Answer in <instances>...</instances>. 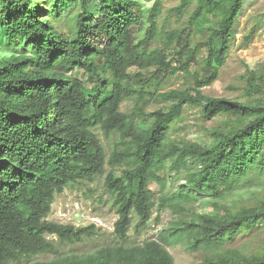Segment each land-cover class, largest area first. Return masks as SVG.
Returning <instances> with one entry per match:
<instances>
[{"label": "trees", "instance_id": "obj_1", "mask_svg": "<svg viewBox=\"0 0 264 264\" xmlns=\"http://www.w3.org/2000/svg\"><path fill=\"white\" fill-rule=\"evenodd\" d=\"M193 1L181 0L174 12L184 16ZM244 2L196 0L188 24L199 43L192 47L184 31L159 30L162 0L146 21L134 0H0V38L28 48L0 59V264L42 255L53 260L33 264H175L169 248L177 246L207 254L204 264H264V256L242 261L222 253L239 234L264 226L262 209L179 219L151 240L129 242L131 228L146 229L155 211L158 221L166 211L181 216L199 197L222 200L243 182L264 180V108L203 94L228 60ZM73 13L66 37L57 25ZM160 39L165 48L152 50ZM173 47L180 71L199 70L192 89L161 93V80L176 72L169 62ZM133 69L142 73L134 76ZM249 77L256 84V73ZM133 99L135 108L123 114L122 105ZM153 102L167 106L147 113ZM187 107H200L206 119L243 112L255 119L235 133L216 131L210 147L172 143ZM96 130L107 140L117 135L110 157ZM169 164L176 174L188 170L175 192L159 175ZM107 168L105 188L119 217L116 242L88 254H64L62 247L93 240L99 230L50 222L55 198L73 185L95 182Z\"/></svg>", "mask_w": 264, "mask_h": 264}, {"label": "rangeland", "instance_id": "obj_2", "mask_svg": "<svg viewBox=\"0 0 264 264\" xmlns=\"http://www.w3.org/2000/svg\"><path fill=\"white\" fill-rule=\"evenodd\" d=\"M134 1L138 4L137 12L146 21L156 0ZM180 3L181 0H162L163 9L158 20L159 30L164 34L184 31V42H189L192 47H195L199 43V37H196L193 33L188 22L196 9V0L193 1L191 8L182 17L174 12V9ZM92 4H98V0H92ZM74 14L68 17L64 16L62 22L57 25L58 30L66 37H69V26L75 20ZM41 15L47 16L44 13ZM145 26H147V22H145ZM253 31H255L254 37L248 42L246 39ZM234 34L235 37L230 47L229 57L220 71L219 79L212 86L203 89V94L213 99H224L246 106L264 108V0H245L244 8L234 27ZM137 37L143 39V32H140ZM165 42L164 39H160L151 45V49H164ZM27 49V46L8 45L4 39L0 38V59L15 54H24ZM169 55L170 65L176 69V72L167 74L161 80V93L192 89L194 86V73L199 70L198 65L193 66L189 74L183 73L179 70L180 65L177 63V58L180 56L176 55L175 48L170 50ZM204 57L205 51L202 52L199 61H202ZM140 72L136 69L131 71L134 76ZM251 72L257 75L256 84L249 77ZM77 76L83 79V75L77 73ZM250 84L257 85L258 88L256 89L258 91L253 90ZM135 104V99L126 101L121 107V112L130 114L135 108ZM166 106V104L153 102L147 108V113L155 112ZM254 119L255 116L250 112L220 115L206 119L200 107H187L181 122L174 128L172 143L179 145L197 144L201 147H210L214 143L212 134L216 131L235 133L245 128ZM95 133L102 141L106 153L110 157L115 144L119 140L117 135L107 140L99 130H96ZM170 166L171 164L162 169L159 175L161 178L168 177L169 191L175 192L180 185L185 184L188 170H182L179 174H176L170 170ZM189 168L192 170L193 165L190 164ZM109 171V168H107L106 173L98 177L95 182H83L73 185L66 189L62 195L56 196L52 212L48 218L50 222L74 226L75 228L88 227L95 223L96 228L99 230L98 237L93 240H87L84 244L76 246L62 247L64 254H88L116 242L114 231L119 217L105 188V180ZM151 189L158 194L160 186L153 183ZM243 209H262L264 211V180L243 182L232 194L227 195L222 200L199 197L195 203L188 207V213L181 216L166 211L161 214L158 221L159 213L155 211L146 229L136 233L134 226L131 228L129 242L141 244L151 240L157 236L159 231L179 219L188 221L193 219L194 216L202 215L224 217L227 213H239ZM78 215L80 216L78 217ZM169 252L174 258L175 264H204L207 257V254L203 252H190L184 246L169 248ZM222 253L237 256L242 261H254L257 258H262L264 256V226L253 232L239 234L233 242L223 249ZM51 260H53L51 255H42L23 264Z\"/></svg>", "mask_w": 264, "mask_h": 264}, {"label": "built area", "instance_id": "obj_3", "mask_svg": "<svg viewBox=\"0 0 264 264\" xmlns=\"http://www.w3.org/2000/svg\"><path fill=\"white\" fill-rule=\"evenodd\" d=\"M79 216H80V215H78V217H79ZM90 226H95V227H97L95 223H93V225H90ZM90 226H88V227H90ZM81 228H85V227H81Z\"/></svg>", "mask_w": 264, "mask_h": 264}]
</instances>
